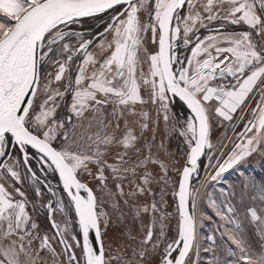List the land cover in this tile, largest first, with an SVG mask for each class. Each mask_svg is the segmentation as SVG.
<instances>
[{"label":"snow or ice","instance_id":"1","mask_svg":"<svg viewBox=\"0 0 264 264\" xmlns=\"http://www.w3.org/2000/svg\"><path fill=\"white\" fill-rule=\"evenodd\" d=\"M101 15L102 32L77 30ZM177 98L188 112L171 129L182 167L157 143ZM246 109L231 144H214V122ZM261 149L264 0H0V264H264V185H251L257 207L192 184L205 156L219 182ZM43 189L47 204L36 202ZM113 216L128 241L115 248Z\"/></svg>","mask_w":264,"mask_h":264},{"label":"rangeland","instance_id":"2","mask_svg":"<svg viewBox=\"0 0 264 264\" xmlns=\"http://www.w3.org/2000/svg\"><path fill=\"white\" fill-rule=\"evenodd\" d=\"M95 19H86L83 21L82 28L80 26H77V30L81 31H91V27L95 23ZM94 33V31H91ZM149 46H151V38L149 36ZM249 105V104H248ZM251 107V104L249 105ZM176 108H173V112L176 114L175 117H173L169 121V130L168 133L165 134L164 124L161 120L160 124V132L157 135V143L163 139L166 148H167V157L168 159L175 163L177 160H179V166H182L183 163V149L184 144L182 142V139L179 138L171 129L172 125L175 124L176 120L179 119L182 122L183 116H187V113L184 109H180V113L175 111ZM240 113V114H239ZM237 112L235 114L236 118L229 123L228 121H223L222 123V129H219L218 127L215 128L213 132H211V138L214 144H220L221 142L225 145H230L231 142L235 139V133L241 132L243 130V124L244 122H247L246 118L247 116V109L244 113ZM154 115V113H153ZM240 115V116H239ZM241 117H243V122L241 121ZM215 124V122H214ZM213 124V125H214ZM230 150V149H229ZM163 158V154H162ZM208 163V157L205 156L202 161V166L200 168V180L197 181L195 178H193V186H201V191L203 192L205 187L207 188V191L209 192H215L216 197H218L220 200H223L224 197L220 196V188L224 187L229 192L235 193V203L238 205H241V197H243V202L245 204H255L257 207H260L259 203L257 201H253L251 198L253 195L258 194L253 188L252 183L254 182L257 187L260 185H264V149L258 150L257 152L253 153L251 156L246 158L243 162L240 168H237L236 171L229 170L228 173L224 174L222 176L221 181L219 182H212L210 180V176L214 174L212 172V169L206 168L204 165ZM215 161H213V164ZM243 169H247L246 172L243 171ZM21 173L23 174V170L21 169ZM174 175V174H173ZM195 176V174H194ZM206 177H209V179H205ZM90 179V178H88ZM31 182L29 180H25L24 185H18L21 186L24 190H26L27 195L29 199L31 200L34 196V189L30 187ZM244 185H247V187H244ZM93 188L95 189L97 185L95 183H92ZM155 185L153 186L155 190ZM108 188L112 191H114L113 185L111 182H109ZM108 192L107 190L104 193H100L97 191V196L101 198L107 199ZM47 194L44 192V196L42 198H39L36 202L37 203H43L46 204ZM157 199H159V196H157ZM165 199L167 201V204L171 206L173 204V196L171 187H169L167 194L165 196ZM151 198L149 197V202ZM207 205V200L205 199V206ZM173 209L175 210V205L173 204ZM109 210H111L109 208ZM209 213L212 212V210L208 209ZM38 217V222L40 223L42 229L48 230L49 234L51 235V230L48 229V224L46 221V211L42 208L38 209L37 212L34 214ZM61 218L60 213L57 212L56 219L59 221ZM130 223V219H129ZM128 223V224H129ZM131 227L132 224H129ZM139 228L141 227L140 224H137ZM128 227V226H127ZM129 228V227H128ZM215 228V224L206 225L205 231H209V229ZM124 227L117 222L116 217L113 216V223L108 228V235L106 236V242L113 243V247L115 248L116 245H123L125 243H128L127 238L124 236ZM247 234L251 235V242L254 244L259 243V236L256 234L254 226L249 225L247 228ZM217 236H219V233H216ZM59 251V248L57 249ZM129 255L131 253L129 252ZM195 253L193 254V259H196ZM155 259L154 256H149L145 262V264H149V260ZM201 261L206 264V261L208 257L201 255L199 257Z\"/></svg>","mask_w":264,"mask_h":264},{"label":"flooded vegetation","instance_id":"3","mask_svg":"<svg viewBox=\"0 0 264 264\" xmlns=\"http://www.w3.org/2000/svg\"><path fill=\"white\" fill-rule=\"evenodd\" d=\"M107 19H108V17L107 16H105V15H101V16H99V17H97L96 18V20H95V23L93 24V26L91 27V31H94V33L93 34H95L97 31H100V32H102L103 31V27H105L106 26V21H107ZM187 113V115H188V112H186ZM33 166L35 167V162H33ZM22 170H23V168H21ZM37 175L38 176H41V179H43V176H42V174L39 172V171H37ZM47 179L51 182V184L53 185V186H56L57 185V183H58V178H56V177H53L52 175H49L48 177H47ZM192 182H193V180H192ZM90 186H92V184L90 185ZM93 187V186H92ZM43 191L47 194V199H46V204H47V202H48V200H51V199H53L48 193H47V191H46V189H43ZM60 195H63V193L62 192H60L59 190H58V196H60ZM65 200H66V197H65ZM173 204H171V206L169 207V211L170 212H174V209H173V206H172ZM46 216H47V212H46ZM130 219V218H129ZM47 221V220H46ZM129 223V222H128ZM47 224H48V222H47ZM129 224H131V223H129ZM129 224H127V226L129 227V228H133V227H131ZM137 224H140V221H137L136 222V224H135V227L133 228V233L134 234H136V233H138L139 232V226L137 225ZM173 227H175V222L173 221V225H172ZM149 264H158V261H157V259L155 258V259H153V260H149Z\"/></svg>","mask_w":264,"mask_h":264},{"label":"built area","instance_id":"4","mask_svg":"<svg viewBox=\"0 0 264 264\" xmlns=\"http://www.w3.org/2000/svg\"><path fill=\"white\" fill-rule=\"evenodd\" d=\"M259 99H260L259 90H257V92L253 94L252 98L249 99L248 104L249 105L251 104V107H255L256 102H258Z\"/></svg>","mask_w":264,"mask_h":264},{"label":"trees","instance_id":"5","mask_svg":"<svg viewBox=\"0 0 264 264\" xmlns=\"http://www.w3.org/2000/svg\"><path fill=\"white\" fill-rule=\"evenodd\" d=\"M173 108H176L175 111H177L178 113H180V109H184L185 112H187L185 106L179 101V99L177 98L174 102V107Z\"/></svg>","mask_w":264,"mask_h":264},{"label":"crops","instance_id":"6","mask_svg":"<svg viewBox=\"0 0 264 264\" xmlns=\"http://www.w3.org/2000/svg\"><path fill=\"white\" fill-rule=\"evenodd\" d=\"M239 30V29H238ZM239 113V112H238ZM246 118H248V113H247V116H246ZM249 119V118H248ZM222 124H221V122H220V120H216L215 121V124L213 125V127H212V132L215 130V128H219V129H222Z\"/></svg>","mask_w":264,"mask_h":264},{"label":"water","instance_id":"7","mask_svg":"<svg viewBox=\"0 0 264 264\" xmlns=\"http://www.w3.org/2000/svg\"><path fill=\"white\" fill-rule=\"evenodd\" d=\"M185 108H186V107H185ZM182 166H183V163H182ZM182 166H181V167H182Z\"/></svg>","mask_w":264,"mask_h":264}]
</instances>
